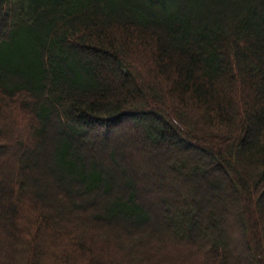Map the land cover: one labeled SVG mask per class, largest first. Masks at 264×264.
Instances as JSON below:
<instances>
[{
	"label": "trees",
	"instance_id": "trees-1",
	"mask_svg": "<svg viewBox=\"0 0 264 264\" xmlns=\"http://www.w3.org/2000/svg\"><path fill=\"white\" fill-rule=\"evenodd\" d=\"M0 215V264H264V0H0Z\"/></svg>",
	"mask_w": 264,
	"mask_h": 264
},
{
	"label": "rangeland",
	"instance_id": "rangeland-1",
	"mask_svg": "<svg viewBox=\"0 0 264 264\" xmlns=\"http://www.w3.org/2000/svg\"><path fill=\"white\" fill-rule=\"evenodd\" d=\"M124 131H125V129L123 128V127H119V128H116L115 130H114V135L113 136H110L109 137V140H117V143H118V146H121V150H120V154H123V153H125V152H130V151H132V150H136V151H138L137 150V148L133 145V144H131V146H126V145H124L125 143L123 142L124 141V136H123V133H124ZM106 141V140H105ZM104 142V141H103ZM98 143L100 144V142H97V145H98ZM144 145H146V144H144ZM143 145V146H144ZM147 146V145H146ZM197 152H199L198 150H196ZM132 167V166H131ZM133 168V167H132ZM162 176H164L165 177V179H166V183H165V186H159V190L160 191H162L163 193L165 192V193H168L169 192V189H168V187L170 188V186L172 185L171 184V180H177V181H179L180 182V184L181 185H185L187 182L186 181H184V180H182V175L181 174H179V173H177L176 172V169L173 167V166H170L169 168H168V170H167V174H161ZM224 176L223 175H221V184H222V186L224 185V179L225 178H223ZM143 180H144V183H145V186L143 187V189L144 190H146L147 189V186L149 185V184H152V180H150L148 177H144L143 178ZM194 180H197L196 178H194ZM224 187V186H223ZM171 190V189H170ZM178 189H174V191L176 192ZM163 201H161V203H162ZM221 202V200L220 199H218V200H214V201H212V204H213V207L214 208H216L217 207V205L219 204ZM7 227V225H6V221H5V219L3 220V218H1V215H0V230H2V229H5ZM251 259H252V255L250 254V258L248 257V260L250 261V263H252L253 264V262L251 261Z\"/></svg>",
	"mask_w": 264,
	"mask_h": 264
}]
</instances>
